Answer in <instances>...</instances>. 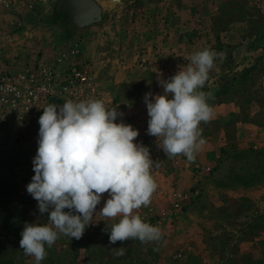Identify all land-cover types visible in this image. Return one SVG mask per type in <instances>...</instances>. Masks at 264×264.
Wrapping results in <instances>:
<instances>
[{
    "label": "rangeland",
    "instance_id": "obj_1",
    "mask_svg": "<svg viewBox=\"0 0 264 264\" xmlns=\"http://www.w3.org/2000/svg\"><path fill=\"white\" fill-rule=\"evenodd\" d=\"M61 1L0 0V71L10 72L0 81V264H35L19 241L26 223H48V213L41 214L27 192L35 175L38 120L49 104L78 101L71 93L59 94L64 79L41 73L44 66L75 65L66 61L71 47L53 44L48 51L39 37L49 28L55 34L63 27L67 37L75 33ZM221 10L219 31L225 38L235 31L234 43L224 42L223 65L217 75L210 72L202 89L213 93L209 103L224 106L216 110L219 121L200 125L202 134L208 133L207 148L193 164L194 185L177 199H151L136 212L158 226L162 238L110 244L108 229L119 217L105 220L94 213L80 239L61 235L46 246L41 264H264V0H237ZM231 21L235 25L225 34ZM94 78L99 99L109 105ZM45 85L53 90L47 92ZM79 98L85 100L86 93ZM212 137H219L218 146ZM153 144L157 159L169 161L157 140ZM122 246L126 254L114 257L111 248Z\"/></svg>",
    "mask_w": 264,
    "mask_h": 264
},
{
    "label": "clouds",
    "instance_id": "obj_2",
    "mask_svg": "<svg viewBox=\"0 0 264 264\" xmlns=\"http://www.w3.org/2000/svg\"><path fill=\"white\" fill-rule=\"evenodd\" d=\"M218 53L209 48L188 57L189 63L168 80L158 79L163 94L146 93L147 134L171 159L184 156L189 161L205 144L202 123L215 116L209 103L214 99L204 88ZM103 100H67L62 106L49 104L39 117V140L33 160L35 175L27 192L38 202L48 223H26L20 249L34 257L35 264L47 257L61 235L80 239L95 216L119 220L108 229L109 243L162 238L158 226L136 214L147 207L157 190L152 174L155 162L150 150L136 143L139 131L131 124L117 123L123 113ZM109 198L97 213L102 196ZM67 210V211H66ZM95 213V216H94ZM114 257L126 254L125 247H113Z\"/></svg>",
    "mask_w": 264,
    "mask_h": 264
},
{
    "label": "crops",
    "instance_id": "obj_3",
    "mask_svg": "<svg viewBox=\"0 0 264 264\" xmlns=\"http://www.w3.org/2000/svg\"><path fill=\"white\" fill-rule=\"evenodd\" d=\"M97 1L103 10L100 22L80 27L70 37L63 34V27L60 30L62 34L60 31L54 34L45 27L39 37L48 51L53 44L71 47L73 53L66 61L80 63L91 71L98 78L109 106L118 105L117 111L123 113L116 122L131 124L139 131L135 142L147 146L155 162L152 174L158 187L152 199H177L191 191L194 185L193 164L196 160L189 161L184 156L165 162L157 159V149L153 144L156 137L147 134L149 117L144 96L149 92L153 96L163 94L158 79L168 80L189 63L188 57L192 53L204 48L219 54L211 70L218 74L217 70L225 60L224 42L234 43L231 40L235 31L230 29L235 24L230 22L225 34L231 31V36L228 34L225 38L219 31L217 17L223 6L237 0ZM210 104L215 112L212 121H216L220 119L216 110L224 105L218 102ZM206 134H202L205 141ZM218 138H213L215 147L218 146ZM206 148L204 144L196 158L201 157L202 150ZM241 195L239 192L237 196ZM108 198L105 193L101 202L104 204ZM219 204L225 206V203ZM261 207L264 212V205ZM254 239H259V236Z\"/></svg>",
    "mask_w": 264,
    "mask_h": 264
},
{
    "label": "built area",
    "instance_id": "obj_4",
    "mask_svg": "<svg viewBox=\"0 0 264 264\" xmlns=\"http://www.w3.org/2000/svg\"><path fill=\"white\" fill-rule=\"evenodd\" d=\"M58 61L62 62L63 57H59ZM41 73L47 78L57 76L58 79H64L63 84L59 87L60 95L71 93L72 97L80 101V95L86 93V99H99V96L97 95L98 89L94 75L91 71L84 67L75 64L68 69L60 70L57 68L44 66L41 68ZM9 74L10 72H8L7 70L0 71V81L5 79L4 77L9 76ZM21 76H23V74H21L19 78ZM0 87L3 88L2 85H0ZM44 89L47 92H51L50 90H53L52 87H48L46 85L44 86ZM105 104L109 107L107 103ZM185 197L186 195L183 197V199ZM178 204L179 203H176V205Z\"/></svg>",
    "mask_w": 264,
    "mask_h": 264
},
{
    "label": "water",
    "instance_id": "obj_5",
    "mask_svg": "<svg viewBox=\"0 0 264 264\" xmlns=\"http://www.w3.org/2000/svg\"><path fill=\"white\" fill-rule=\"evenodd\" d=\"M61 6L71 32L102 19V6L97 0H62Z\"/></svg>",
    "mask_w": 264,
    "mask_h": 264
}]
</instances>
